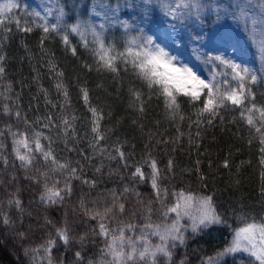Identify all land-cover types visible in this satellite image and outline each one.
Masks as SVG:
<instances>
[{
    "label": "snow or ice",
    "instance_id": "obj_1",
    "mask_svg": "<svg viewBox=\"0 0 264 264\" xmlns=\"http://www.w3.org/2000/svg\"><path fill=\"white\" fill-rule=\"evenodd\" d=\"M12 25L25 34L39 29L42 52L46 39L59 37L73 57L80 49L88 53L92 62L82 67L89 72L129 76V105L138 113L146 109L145 90L148 100L155 96L163 102L171 121L185 119L180 101L186 98L196 109L189 128L194 124L197 136L202 123L212 125L218 117L223 122L222 112L236 113L233 122L247 128L248 145H258L264 200V92L258 100L256 91L264 88V0H44L36 6L0 0V225L13 230L27 264H192L189 244L213 232L220 234V243L211 254L192 249L196 264H264V211L232 209L230 221L216 192L206 191V176L198 175L195 189L173 183L177 163L170 156L161 167L149 146L151 135L139 158L135 145L125 150L126 139L110 142L113 129L103 125V107L89 103L83 86L80 93L91 113L88 151L77 147L79 118L68 111L69 90L54 53L47 63L64 102L49 100L48 89L40 85L46 106L58 111L29 120L21 94L6 80L3 43ZM33 80L39 81L38 72ZM120 83L123 87L122 78ZM177 132L183 135L179 127ZM58 143L79 158L61 155ZM157 143L178 144L179 136ZM93 158L100 163L93 164ZM105 160L108 176L119 175L122 186L93 196ZM112 162H118L117 169L110 167ZM222 167H231L228 158ZM145 185L148 191L142 192ZM25 193L32 211L26 212ZM89 243L95 250L86 255ZM60 248L64 251L53 256Z\"/></svg>",
    "mask_w": 264,
    "mask_h": 264
},
{
    "label": "trees",
    "instance_id": "obj_2",
    "mask_svg": "<svg viewBox=\"0 0 264 264\" xmlns=\"http://www.w3.org/2000/svg\"><path fill=\"white\" fill-rule=\"evenodd\" d=\"M34 6L42 4V0H25ZM41 31L34 29L31 33H20L16 31L15 25H12V32L3 43L4 52L7 54L6 62V80L13 82L15 92L21 94L20 104L27 113L28 119L33 120L36 117H43L48 111L53 110L50 105L46 106L45 98L39 91V86L48 89V99L54 103H63V96L58 95L54 87L55 74L49 71L47 61L51 53L55 54L54 63L57 71L64 72V81L68 86L71 108L69 112L74 113L79 119L76 128L81 142L78 148H84L88 151V137L85 132L90 129L88 121L91 119L89 106L85 104L80 93V87H86L89 90V103L93 106L103 107L105 119L103 125L113 129L110 136V142L119 137L121 140H127L126 151H133L132 145H135L136 157L145 150V145L149 144L153 154L156 155L161 167L167 164L171 156L177 163L176 176L173 183L179 186L191 185L192 188H198V175L203 174L207 177V192L215 191L221 210H228L230 221L232 219L231 210L241 209L254 214L264 211V200L259 192L262 186L260 171L258 166V145L251 147L247 143L248 130L240 123L233 122L234 112H222L223 122L216 118L212 125L202 123L197 136L198 129L193 124L191 129L189 125L196 120V109L190 105L186 98H181V114L185 117L183 121L177 119L171 121L166 117L163 102L155 96L148 100V94L145 90L146 109L143 114L134 111L129 105L127 94L129 76L121 73L123 87L120 79L113 78V74H99L93 70L89 72L82 67L84 61L91 63V59L83 49H80L79 56L73 57L66 52L60 43L59 37H49L44 43V52L40 48ZM75 43V40L73 41ZM27 46V50L25 48ZM31 53V58H29ZM37 71H33V69ZM39 73V81H34L33 77ZM258 100L259 93L264 92V88L256 89ZM31 106V107H30ZM109 112L111 116L109 117ZM133 120L136 121L133 124ZM141 125L143 128L141 129ZM179 127L180 133L177 132ZM189 134L192 137L189 142ZM179 136V143H169L167 145L157 143L160 140H173ZM71 146V145H70ZM56 147L61 150V155H67L70 159H78L76 153H66L63 151V144L58 143ZM175 148V151H173ZM90 154V153H89ZM228 158L231 164L230 168L222 167V161ZM199 160V173L196 171V161ZM250 161V163H249ZM243 162V163H242ZM93 164H99L100 161L93 158ZM105 167L104 175L101 178L100 186L93 191L95 196L97 191L104 188L120 187L119 175L108 176L109 161H103ZM118 162H112L110 167L117 169ZM211 165V166H210ZM191 169V171H187ZM123 172V170H120ZM89 177L92 175V169H87ZM126 175V174H125ZM238 182V183H237ZM142 192H147L148 187L141 186ZM84 191H88L85 187ZM25 209L32 211L28 207L30 199L27 193L24 194ZM76 198L74 197L73 200ZM54 218L59 219L55 211L50 213ZM13 219H16L17 213L13 209L11 213ZM71 219V216H70ZM25 213L24 223H29ZM79 223V221H78ZM94 223V222H92ZM84 230L82 227L77 231ZM38 242V241H37ZM99 245V241L96 242ZM220 243V234L213 232L211 237L197 238L195 242L189 244L187 252L192 264H196V255H193L192 249L200 247L202 254H211L213 247ZM93 246L88 245L86 255H91ZM64 251L63 248L54 250L53 256H59ZM19 241L14 238L13 230L0 225V264H27L24 260ZM184 249H180L178 255H182Z\"/></svg>",
    "mask_w": 264,
    "mask_h": 264
},
{
    "label": "rangeland",
    "instance_id": "obj_3",
    "mask_svg": "<svg viewBox=\"0 0 264 264\" xmlns=\"http://www.w3.org/2000/svg\"><path fill=\"white\" fill-rule=\"evenodd\" d=\"M42 2H44V0H42Z\"/></svg>",
    "mask_w": 264,
    "mask_h": 264
}]
</instances>
